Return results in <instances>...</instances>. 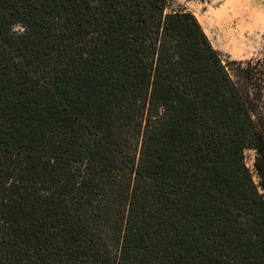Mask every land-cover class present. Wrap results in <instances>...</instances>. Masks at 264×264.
Listing matches in <instances>:
<instances>
[{
    "label": "trees",
    "instance_id": "obj_1",
    "mask_svg": "<svg viewBox=\"0 0 264 264\" xmlns=\"http://www.w3.org/2000/svg\"><path fill=\"white\" fill-rule=\"evenodd\" d=\"M171 2L0 0V264H264V54Z\"/></svg>",
    "mask_w": 264,
    "mask_h": 264
},
{
    "label": "rangeland",
    "instance_id": "obj_2",
    "mask_svg": "<svg viewBox=\"0 0 264 264\" xmlns=\"http://www.w3.org/2000/svg\"><path fill=\"white\" fill-rule=\"evenodd\" d=\"M171 9L193 12L223 59L243 60L264 54V0H172ZM252 150L244 160L253 173Z\"/></svg>",
    "mask_w": 264,
    "mask_h": 264
},
{
    "label": "crops",
    "instance_id": "obj_3",
    "mask_svg": "<svg viewBox=\"0 0 264 264\" xmlns=\"http://www.w3.org/2000/svg\"><path fill=\"white\" fill-rule=\"evenodd\" d=\"M190 12V11H189ZM196 18H197V16H196V14L195 13H193V12H191ZM198 19V18H197Z\"/></svg>",
    "mask_w": 264,
    "mask_h": 264
}]
</instances>
